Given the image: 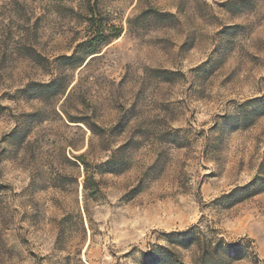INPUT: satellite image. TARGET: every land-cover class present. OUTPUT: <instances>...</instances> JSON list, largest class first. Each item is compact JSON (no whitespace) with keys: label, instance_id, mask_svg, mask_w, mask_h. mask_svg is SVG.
Wrapping results in <instances>:
<instances>
[{"label":"rangeland","instance_id":"obj_1","mask_svg":"<svg viewBox=\"0 0 264 264\" xmlns=\"http://www.w3.org/2000/svg\"><path fill=\"white\" fill-rule=\"evenodd\" d=\"M61 1L0 0V264H146L152 253L196 264L201 249L227 246L237 257L218 264H264V0H101L123 32L79 94L103 129L123 131L106 149L132 140L116 174L93 141L100 193L86 202L82 169L58 150L81 139L74 125L50 115L27 133L30 154L10 147L16 121L42 108L25 86L58 73L78 81L82 67L59 58L92 28L81 0H69L74 12ZM171 233L200 247L173 248Z\"/></svg>","mask_w":264,"mask_h":264},{"label":"trees","instance_id":"obj_2","mask_svg":"<svg viewBox=\"0 0 264 264\" xmlns=\"http://www.w3.org/2000/svg\"><path fill=\"white\" fill-rule=\"evenodd\" d=\"M61 8L74 12L75 7L72 1L63 0ZM101 0H81L78 5V10L83 13L90 27L92 28L87 35L86 40L78 43L68 56H62L60 61L69 62L68 66L72 69H79L78 81L72 85L70 76L58 73L51 76L46 83L31 82L22 89L23 96L26 100L37 101L42 105V108L22 115L16 121L15 128L10 135V147L17 153L23 150L26 154L31 152V143L26 142L27 133L30 132L32 125H40L45 121H50L48 118L51 115L56 121L64 127L74 125L78 131L82 133L81 139L77 142L64 141L59 144V156L69 166L76 170L82 169L84 180L82 185L83 199L86 202L89 198L95 199L98 197L99 183L94 180L95 169L90 165L89 158L94 154L93 141H97L101 146V151H106V144H112L118 138H123V131H118L115 128L103 129L101 127V116L98 113L96 105H93L89 100L90 105H86L87 94L80 92L79 89L83 83L88 82V77H82V73L86 71L89 63L96 58L95 55L101 53L103 47L118 39L123 32L121 21L117 24L110 17H102L99 13ZM98 18L95 19V15ZM127 26L130 20H126ZM47 108V111H45ZM254 110L251 113H255ZM264 114V113H263ZM84 129V130H83ZM88 132V143L86 149L80 154H74L84 149V136ZM132 139L125 138L122 144L116 149L110 151V156L105 161V172L110 174L121 173L128 168V157L126 155L127 144ZM58 144V143H55ZM264 184V180L261 182ZM168 243L173 248L187 250L192 246L200 247L199 238L195 234H184L178 236L171 233L168 236ZM200 253V257L196 264H218L222 261H232L237 257V249L230 246L219 247L220 253L211 255L208 251ZM212 250V249H211ZM214 251V249H213ZM205 252V253H204ZM169 253V252H167ZM235 257H229L230 255ZM152 253V256L145 255L146 264H163V259Z\"/></svg>","mask_w":264,"mask_h":264}]
</instances>
